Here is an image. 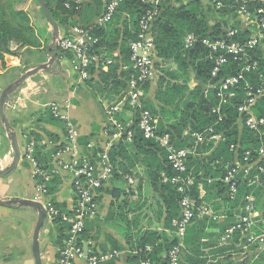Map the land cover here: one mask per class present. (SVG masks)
Listing matches in <instances>:
<instances>
[{
    "label": "trees",
    "instance_id": "obj_1",
    "mask_svg": "<svg viewBox=\"0 0 264 264\" xmlns=\"http://www.w3.org/2000/svg\"><path fill=\"white\" fill-rule=\"evenodd\" d=\"M209 1L208 6L204 5L202 0H166L161 4L162 11L152 27L156 51L154 69L159 72L155 92L158 106L144 100L143 107L155 117H157L158 111L167 115L168 110L173 109L172 114L175 121L167 123L166 126L162 124L163 122L158 123L157 127L160 134L169 133L172 142L177 147L191 145L193 143L191 134L205 132L209 127L213 129L214 133L222 136L218 142L206 141L199 146L198 151L202 152L201 157L189 158L186 174L195 179L190 190V196L195 200V205L200 206L205 202L210 203L214 210L222 209L223 220L215 221L205 216L200 222L201 219L195 217L186 229L183 239L185 252L180 264H247L253 260L257 251L255 245H250L246 249L240 248L239 245L246 244V241L240 240L241 233L239 231L234 232L233 239L227 245H219L218 239L226 228L238 222L237 208L244 204L246 194H253L256 208L263 211L264 214V172L259 174L260 183L258 185L249 181L255 175L254 171L247 177L240 178L237 193L233 198L226 194L220 178L224 175L226 166L233 163L235 159L241 161L246 151L250 152L253 160L257 158L258 150L264 147V126L258 130L246 127L244 125L246 115L237 110L247 97L245 80L254 88L259 86L264 88V38L249 52L248 56L249 60L258 61L257 68L246 73L245 80L237 87L232 88L233 96L221 104L219 112H212L220 103L216 95L217 87L214 85L226 76L238 74L243 62L235 61L231 56H228L227 64L221 67L217 75L212 76L213 61L208 59L209 50L207 47L198 42L194 48L184 49L183 41L187 33L214 39L224 36L229 28L239 27V21L236 20L238 15L235 0ZM46 2L53 19L59 26L74 25L75 22L70 20L72 16H78L81 21L88 23L103 8L102 0H91V2L84 3H79L77 0H46ZM217 2H220L222 6L216 7ZM150 8L153 6L144 3L143 0H123L111 20L103 26L86 25L89 26L88 28L95 39L94 53L101 58H109L114 61L107 65L106 69L101 66L91 67L90 76L83 81L92 84L94 80L92 76L97 72V83L108 87L112 95H120L125 90L126 81L134 75L130 62L129 44L136 37L140 19ZM40 13L50 27L42 10ZM210 15L213 17V21L208 20ZM85 17L86 19H83ZM35 25L34 20L29 17L26 11L10 6L6 8L0 2V62H3L5 54L18 56V51L23 47L40 48L43 46L44 48V45L48 43V38L44 36L40 27L37 29ZM251 31V28L244 29L234 38L246 39ZM116 50H119L117 57L113 55ZM67 55L70 59V55ZM171 64L175 65L174 69ZM123 65L126 67L125 69L122 68ZM73 74L78 78L77 74ZM191 77L198 82L192 89L187 85ZM149 83L144 85L143 95L147 93ZM125 110L126 108L116 116L119 120H126L123 118ZM251 111L256 117H264V94L257 99ZM46 115L44 119L49 122L60 121L49 112H46ZM32 135L35 140L33 156L38 166L48 171L51 166V154L60 149L61 145L54 147L51 151H44L37 143L38 134L32 133ZM49 137L53 138L50 134ZM88 140H82V144L85 145ZM230 145L238 147L236 153L230 150ZM207 150H211L209 155L205 153ZM109 158L113 165L115 178L118 177V169L122 173H127L136 163L152 167L149 172V182L161 192V199L157 201L158 220L163 216L165 228H169L172 233L168 234L164 230H145L132 235L131 232L125 231L124 238L129 249L133 251L128 257V264H139L147 254L155 263L166 264L167 251L177 243V238L173 233L172 220L179 214V193L170 183L161 182L162 172L167 175L172 173L167 164L165 151L157 143L143 138L142 134L136 131L131 142L121 138L112 144L109 149ZM259 164L264 165V160L260 159ZM208 179H210L209 183ZM116 182L112 189V195L116 202L111 203L113 209L111 208L108 213L130 225V222L137 221V219L128 220L127 208L130 210L141 209L145 203L140 204L134 201L129 203L126 198L119 202L120 196L129 195V190ZM59 184L58 176L52 177L46 183L48 193L55 192ZM199 184H203L207 190V195L202 198L199 194ZM52 202L56 207L62 208L59 203ZM205 222L210 229H217V232L204 233ZM53 224L57 229V234L52 238L53 243L59 247L66 236V226L58 219L54 220ZM258 226L264 228V223H259ZM207 236H210V239L203 241ZM84 237L90 238L87 233ZM211 238L214 241H210ZM147 245L152 247L150 252L145 250ZM213 246L214 250L210 252L211 260L209 261L204 248ZM121 248L115 243L111 249L119 251ZM108 262V264H112L113 260ZM252 264H264V251L258 253Z\"/></svg>",
    "mask_w": 264,
    "mask_h": 264
},
{
    "label": "built area",
    "instance_id": "obj_2",
    "mask_svg": "<svg viewBox=\"0 0 264 264\" xmlns=\"http://www.w3.org/2000/svg\"><path fill=\"white\" fill-rule=\"evenodd\" d=\"M79 1V0H77ZM123 0H104L102 11L97 14L90 23V26H103L111 20L119 4ZM166 0H143L144 3L152 5L153 8L147 9L138 24L136 37L130 42V62L134 75L126 81L125 90L118 95L113 102L105 106L107 122L103 133L108 138V143L104 147H97L95 142H88L82 145L79 142V134L72 124L69 117L61 110L60 105L52 103L48 106V112L61 121H65L66 133L65 140L59 150L52 154L51 166L48 171L38 166L33 156L35 141L29 139L24 149V157L33 166V176L41 179L37 186V191L46 199L42 203L46 210V219L53 223L60 220L66 226V236L58 248L57 264H74L76 260H84L88 264H100L110 260H116L119 251L115 249L100 250L96 247L91 238H85L86 224L93 222L99 213L100 190L110 180L113 175V165L109 158L111 143L124 138L131 142L136 131L142 134L145 139L152 140L162 148L166 154L167 164L171 170V175L161 173V182L170 183L179 193L178 207L179 214L172 220L173 233L177 238L166 254V264H180L184 257L185 246L183 239L186 229L191 225L195 217H208L215 221L223 218L221 210H213L209 203L195 205V200L190 196V190L195 183L191 175H187V163L190 157H195L199 146L206 141L218 142L222 139L220 134L214 133L209 127L205 132H193V143L188 146L177 147L172 142L170 134L158 132V119L148 109L143 107L144 95L143 87L150 82L155 74L154 59L155 45L153 36V23L160 15L161 4ZM238 28L227 29L224 36L210 39L199 37L193 33H187L184 37V49L194 48L199 42L208 48V59L213 61L211 75L215 76L221 67L228 62V56L235 61L243 62L238 74L226 76L214 86L217 87V97L219 105L212 112H219L221 104L232 97V88L237 87L243 80L245 74L255 70L258 66L257 60H249V52L252 51L264 38V0H235ZM222 4L217 2L216 7ZM89 26L74 25L69 27L65 33L58 38V48L60 51L70 55L71 70L77 74L80 80L90 76L91 67L106 69L107 65L114 60L101 58L94 53L93 45L95 39L91 34ZM251 28L252 31L248 38L243 40L234 37L244 29ZM123 69L126 67L123 65ZM246 100L238 106L237 110L245 114L244 125L252 130H258L264 126V117L253 115L251 108L257 99L264 94L262 86L254 88L245 80ZM126 108L129 112L126 120H119L116 116ZM230 150L236 153L237 146L230 145ZM68 154L69 158L64 159L60 156ZM260 159L264 160V147L257 152V158L251 159V154L246 151L242 160H234L226 166L224 175L220 182L225 188L226 194L233 198L238 190L240 178L247 177L254 171L255 175L249 179L250 183L258 185L259 174L264 172V165L259 164ZM5 159H0L2 168ZM64 173L69 177L73 194V205L69 209L56 207L50 200L47 192L46 183L52 177ZM127 182H134L132 177H127ZM210 179H208V183ZM238 222L226 228L218 239L219 245H227L233 239L235 231L241 233L240 240H245L246 244L239 245L241 249H246L250 245H255L256 254L264 251V228H259V223H264L263 211L256 208L255 197L252 193L244 196V204L237 208ZM152 247L147 245L145 250L150 252ZM250 261L247 264H252ZM139 264H160L155 263L148 256L140 260Z\"/></svg>",
    "mask_w": 264,
    "mask_h": 264
},
{
    "label": "crops",
    "instance_id": "obj_3",
    "mask_svg": "<svg viewBox=\"0 0 264 264\" xmlns=\"http://www.w3.org/2000/svg\"><path fill=\"white\" fill-rule=\"evenodd\" d=\"M0 2L6 8L10 6L14 9L26 11L29 17L38 24L44 36L48 38V43L51 41V27L46 24L43 18H39L41 8L38 0H0ZM78 2H91V0H79ZM102 4L104 5V0H102ZM95 16L96 14L88 23L81 21L78 16H72L70 20L75 22L74 25L85 26L93 22ZM83 19H86V17ZM74 25L59 26L60 34L65 33L69 27ZM46 45H44V48L43 46L40 48L23 47L18 51V56L4 55L3 62H0V92L32 65L47 60L45 56ZM52 53L53 50L51 49L48 55ZM113 55L115 57L119 56V50L114 51ZM56 59L57 62H53L51 70H41L28 77L11 94L6 103L5 114L17 134L20 159L18 166L11 173L0 178L1 199H31L41 203L45 201L46 197L37 191L38 185L36 177L33 176V166L28 159H25L24 149L29 139L34 140L32 133L38 134L39 140L37 143L44 151H51L54 147L62 146L64 143L66 132L65 121L62 122L60 120L57 123H53L44 119L47 116L46 112H48L50 104L57 103L60 105L61 110L69 117L72 124L75 125L81 144L82 140L89 139L86 143L94 141L97 147H104L109 141L103 133L107 122L104 109L106 105L114 101L118 94L112 95L108 87L97 83V72L92 76L94 79L92 84L78 79L71 70L70 59L66 53L58 51ZM171 67L174 69L175 65L171 64ZM156 71L155 69L153 77H155ZM157 80L158 77L155 80L151 79L148 91L144 95V100L153 102L156 106H158V102L155 100ZM197 83L191 77L187 85L192 89ZM172 111L173 109L170 108L167 115H163V113L158 111V123L163 122L162 124L166 126L167 123L174 122L175 117ZM128 115L129 112L124 113L123 118L126 119ZM49 134L53 138H50ZM114 143L116 142L111 143V145ZM214 148L215 146L212 148V151ZM210 152L211 150H207L205 153L209 155ZM201 154L202 152L197 151L195 156L201 157ZM60 157L66 160L69 158V155L62 154ZM3 158L5 162L2 168L9 164L12 159V147L6 132L0 124V159ZM151 169V166L146 167L141 163H136L127 173H122L118 169V177L115 178L112 175L110 180L100 190L98 199L100 208L97 219L86 224V233L94 241L98 249L109 250L113 248L115 243L122 247L119 250L118 258L113 260L112 264H128V257L133 253L125 242V231L131 232L132 235L145 230H164L168 234L172 233L169 228H165L163 216L158 220L157 201L161 199V192L149 182V172ZM56 176H58L60 184L57 186L55 192L48 193V196L50 200L59 203L62 208L69 209L73 205L70 179L64 173ZM127 177H132L134 182L129 184ZM115 182L122 184L125 189L129 190V195L123 194L120 196L119 202L126 198L129 203L131 201L140 204L145 203L141 209L130 210L127 208L128 220L137 219V221L130 222V225L125 224L118 218H115V216H110L108 213L112 208L111 203L116 202V199L112 195ZM198 188L201 198L207 195V190L203 187V184H199ZM209 206L213 209L211 204ZM36 218L37 214L31 208L21 209L0 206V264H34L31 250L33 232L31 221L36 222ZM199 219L201 222L203 217H199ZM222 220L223 218H220L217 221ZM46 222L49 223L53 234L52 239L57 234L56 226L48 222L47 219ZM203 231L204 233L212 234L216 233L217 229H210L205 222V229ZM209 239L210 236H207L203 241ZM210 241H214L213 238ZM53 246H55L54 243ZM53 246L51 244V249L47 248L44 253L40 249L42 264H57V251L59 247L55 246V249ZM213 250L214 246L204 248L209 261L211 260L210 252ZM108 263L102 262L101 264ZM74 264L88 263L79 259Z\"/></svg>",
    "mask_w": 264,
    "mask_h": 264
},
{
    "label": "water",
    "instance_id": "obj_4",
    "mask_svg": "<svg viewBox=\"0 0 264 264\" xmlns=\"http://www.w3.org/2000/svg\"><path fill=\"white\" fill-rule=\"evenodd\" d=\"M38 2L46 20L48 21L51 27V41L46 45L45 50V56L47 60L45 62L32 65L30 68L24 71L17 79H15L13 82L4 87L0 92V124L6 132L12 147V159L9 164L0 169V178L11 173L18 166L20 159V147L18 143L17 134L5 114L6 103L8 102V99L11 94L16 91L28 77L41 70H51L53 62H57L56 54L59 51L58 38L60 35L59 25L53 19L46 0H38ZM51 49L53 50V53L51 55H48ZM0 206L9 208L29 207L37 214L36 222L32 232L31 250L34 259V264H42V258L39 247V234L46 221V210L43 204L39 201L31 199L0 198Z\"/></svg>",
    "mask_w": 264,
    "mask_h": 264
},
{
    "label": "rangeland",
    "instance_id": "obj_5",
    "mask_svg": "<svg viewBox=\"0 0 264 264\" xmlns=\"http://www.w3.org/2000/svg\"><path fill=\"white\" fill-rule=\"evenodd\" d=\"M203 2L205 3L204 5H206V6H208L209 4H210V1L209 0H203ZM40 15V19L42 18V15H41V13H39ZM208 20L209 21H213V17L210 15L209 16V18H208ZM34 23L36 24V22L34 21ZM35 27L37 28V29H39L38 27V24H36L35 25ZM264 45V44H263ZM168 64V63H167ZM158 71H156V75H155V77H153L152 78V80H155L156 79V77H158ZM151 81V80H150ZM36 180H37V185H39V183H41V179L40 178H36ZM48 192V191H47ZM21 209H30L29 207H20ZM34 223L35 222H32L31 221V229L33 230V226H34ZM31 234V233H30ZM53 236V234H52V232H51V230H50V227H49V223H44V225H43V227H42V229L40 230V234H39V244H40V249H41V251L44 253L45 252V250L47 249V248H49V249H51V247H50V245L52 244V246H53V243L52 242H54V240L53 239H51V237ZM31 239V238H30ZM55 249H56V247L55 246H53Z\"/></svg>",
    "mask_w": 264,
    "mask_h": 264
}]
</instances>
